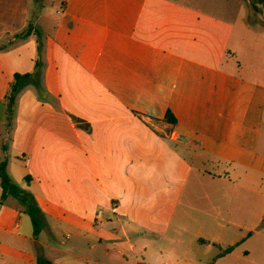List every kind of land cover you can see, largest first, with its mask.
Segmentation results:
<instances>
[{
  "label": "crops",
  "instance_id": "crops-1",
  "mask_svg": "<svg viewBox=\"0 0 264 264\" xmlns=\"http://www.w3.org/2000/svg\"><path fill=\"white\" fill-rule=\"evenodd\" d=\"M225 8L0 18V164L45 221L35 235L0 185V264H264V34Z\"/></svg>",
  "mask_w": 264,
  "mask_h": 264
},
{
  "label": "rangeland",
  "instance_id": "rangeland-1",
  "mask_svg": "<svg viewBox=\"0 0 264 264\" xmlns=\"http://www.w3.org/2000/svg\"><path fill=\"white\" fill-rule=\"evenodd\" d=\"M181 2H189L193 6H200L206 10H211L213 7L217 8L221 7V5H225L227 9L228 16H225L226 19L232 20V22H236L238 19L235 13H239L243 17V22L251 27L254 32H259L264 34V9L261 4L257 3L258 0H179ZM61 0H0V18L4 19V22L10 21V24H13L15 28L21 26L22 24V16L20 15V11L23 9H32V13L35 10H38L41 6L42 9L51 12L53 10H57L59 7ZM219 4V5H218ZM217 5V6H215ZM224 9V10H225ZM253 13V14H252ZM31 24H35V19L31 18ZM6 26V25H4ZM13 34V33H12ZM11 34V35H12ZM10 35V34H9ZM10 37V36H9ZM245 43V47H239L240 54L244 53L248 56L247 53V43ZM259 61V58H258ZM12 203L19 205L22 209L24 206L14 198H11ZM66 234V233H65ZM64 235H61L57 238V242L59 244H69L68 241L71 240L66 239ZM45 236H42L44 238Z\"/></svg>",
  "mask_w": 264,
  "mask_h": 264
},
{
  "label": "trees",
  "instance_id": "trees-1",
  "mask_svg": "<svg viewBox=\"0 0 264 264\" xmlns=\"http://www.w3.org/2000/svg\"><path fill=\"white\" fill-rule=\"evenodd\" d=\"M257 3L261 4L264 9V0H258ZM30 78L31 74H16L14 76V80L10 83L8 93L6 95V99L10 107L13 106L18 93L23 88L25 82ZM166 120L171 123H176V119L171 113L167 114ZM0 185L2 188V199H5L8 195H10L19 200V202L24 206V210L29 214L32 220L34 226V234L38 235L45 225L43 214L37 206L32 194L20 188L19 185L15 183L9 176L6 171L5 162L0 164ZM40 264L51 263L49 261H46L45 259H40Z\"/></svg>",
  "mask_w": 264,
  "mask_h": 264
},
{
  "label": "built area",
  "instance_id": "built-area-1",
  "mask_svg": "<svg viewBox=\"0 0 264 264\" xmlns=\"http://www.w3.org/2000/svg\"><path fill=\"white\" fill-rule=\"evenodd\" d=\"M65 8V5H64V3H62V5H61V7H60V9H59V11L58 12H61V11H63V9Z\"/></svg>",
  "mask_w": 264,
  "mask_h": 264
}]
</instances>
